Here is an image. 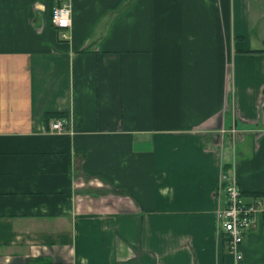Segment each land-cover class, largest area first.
<instances>
[{
  "label": "crops",
  "instance_id": "0c3cea01",
  "mask_svg": "<svg viewBox=\"0 0 264 264\" xmlns=\"http://www.w3.org/2000/svg\"><path fill=\"white\" fill-rule=\"evenodd\" d=\"M224 174L264 197V0H0V264H264Z\"/></svg>",
  "mask_w": 264,
  "mask_h": 264
},
{
  "label": "built area",
  "instance_id": "2783aa9c",
  "mask_svg": "<svg viewBox=\"0 0 264 264\" xmlns=\"http://www.w3.org/2000/svg\"><path fill=\"white\" fill-rule=\"evenodd\" d=\"M65 14H67L65 16ZM67 19L69 23L63 24L61 21ZM51 23L60 30V35L67 38L65 31L70 26V7L66 2L56 3L51 10ZM66 119H56L51 123L50 132H61L64 129ZM226 195L224 205H218L215 209L216 231L222 230L226 238V249L234 255L235 259H240L241 251L239 245L244 239L246 231L250 230L256 220V215L264 210V197L256 196L250 203H246L241 198L240 189L234 179H229L222 175L216 190L217 200L221 193Z\"/></svg>",
  "mask_w": 264,
  "mask_h": 264
},
{
  "label": "clouds",
  "instance_id": "9594fccd",
  "mask_svg": "<svg viewBox=\"0 0 264 264\" xmlns=\"http://www.w3.org/2000/svg\"><path fill=\"white\" fill-rule=\"evenodd\" d=\"M39 7H42V6H39ZM67 14H65V16H66ZM61 23H63V24H67V23H69V21L67 20V19H64L63 21H61Z\"/></svg>",
  "mask_w": 264,
  "mask_h": 264
}]
</instances>
